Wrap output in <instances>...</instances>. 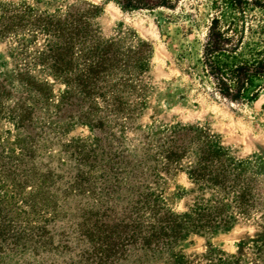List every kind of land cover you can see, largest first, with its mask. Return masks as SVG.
I'll return each instance as SVG.
<instances>
[{"label":"rangeland","instance_id":"rangeland-1","mask_svg":"<svg viewBox=\"0 0 264 264\" xmlns=\"http://www.w3.org/2000/svg\"><path fill=\"white\" fill-rule=\"evenodd\" d=\"M87 11L93 13L87 22L94 45L112 44L115 66L95 85L96 97L77 88L60 103L67 88L52 74L59 71L51 66L58 53L73 58L66 72L82 74L85 58L100 50L92 54L91 39L61 50L63 38L52 36L50 24ZM214 13L213 0H180L154 11L121 10L112 0H0V210L14 243L5 246L0 264H207L210 253L237 264H264V85L257 82L256 99L242 105L213 94L200 53ZM250 16L254 29L264 27V11ZM26 78L47 86L48 98L47 91L42 98L26 88ZM20 117L23 125L16 127ZM182 128L204 133L243 164L253 209L237 214L225 198L233 218L227 230L190 232L154 257L133 246L120 251V245L97 260L96 222L114 232L109 243L122 241L140 186L176 217L210 204L211 191H200L188 175L191 152L168 167L159 156L170 132ZM142 155L146 168L157 167L156 177L145 169L141 180L114 181L121 170L137 168ZM111 187L115 193L107 197Z\"/></svg>","mask_w":264,"mask_h":264},{"label":"trees","instance_id":"trees-1","mask_svg":"<svg viewBox=\"0 0 264 264\" xmlns=\"http://www.w3.org/2000/svg\"><path fill=\"white\" fill-rule=\"evenodd\" d=\"M121 10L126 11H154L158 9H172L180 0H112ZM215 13L211 16L205 28L203 42L201 45L200 65L204 77L208 80L213 94L226 103L242 105L248 101H254L257 91L253 88L256 83L264 85V27L253 28L251 13L255 10L264 11V0H213ZM92 12H83L78 19L65 22L57 21L52 26V36L56 39L63 38L61 50L71 45L84 44L88 40L89 49L92 54H99L93 59L85 58L83 66L84 73L75 74L66 72L64 69L71 65L73 58L67 60L58 53L55 61L51 64L56 70L53 77L60 79L65 84L67 91L60 99V103H67L72 93L77 88L84 97H96L95 85L99 81H106L110 76L109 69L114 67L116 58L110 54L112 44H106L102 49L94 45V35L87 22L92 17ZM9 19V18H8ZM21 23V22H20ZM7 28V26H5ZM255 38V39H254ZM93 44V45H92ZM150 49V46L145 44ZM79 47V46H78ZM52 52H55L52 50ZM56 54V52L54 53ZM83 57H89L87 54ZM73 57V56H72ZM21 78V77H19ZM18 78V79H19ZM21 82L22 79H20ZM23 85L38 93L40 97L46 98L45 92L48 87L26 78ZM44 87L43 89H39ZM98 89V88H97ZM50 90V89H49ZM23 117L16 121V127L23 125ZM168 138V145L159 152L166 166L181 160L190 152L193 154V165L188 169L190 179L198 185L200 191L210 190L211 199L208 206H196L190 214L176 217L163 211L160 202L149 193L141 192L138 188L139 197L131 202V209L123 221V230L118 232L122 235V241H113L111 231L104 230V223L96 227L94 237L99 247L94 249L97 260L106 259L107 250L113 253L114 248L120 245V251L133 246L142 252L144 256L154 257L170 250L171 247L182 241L190 232L212 233L227 230L233 223L232 215L229 213V205L224 199L234 204L237 214L248 215L254 207V196L249 179L245 176L243 164H237L228 158L227 153L213 143L204 133L194 132L192 128L173 130ZM195 133V134H193ZM198 143L194 145V140ZM192 144L193 149L190 150ZM143 157V158H142ZM142 158V159H141ZM138 160L137 168L124 169L114 174V181L123 176H129L134 180H141L143 171L156 177L155 165L145 167V157L142 155ZM158 162V161H157ZM138 168H144L141 172ZM139 176H137V171ZM76 182V181H75ZM74 182V185H75ZM78 183V182H76ZM81 186L79 183L76 184ZM141 185V184H140ZM134 188V187H133ZM78 196L85 194L84 189L77 187ZM105 190V189H104ZM115 193V189H107L105 195ZM11 224L6 217L2 216L0 210V256L5 246L14 244ZM117 233V232H116ZM120 238V235H118ZM102 243V244H101ZM1 258V257H0ZM207 264H237V262L224 261L222 258L210 253L206 256Z\"/></svg>","mask_w":264,"mask_h":264}]
</instances>
